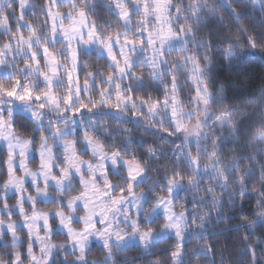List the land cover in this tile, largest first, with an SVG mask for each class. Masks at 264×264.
<instances>
[{
	"label": "snow or ice",
	"instance_id": "6c2138e0",
	"mask_svg": "<svg viewBox=\"0 0 264 264\" xmlns=\"http://www.w3.org/2000/svg\"><path fill=\"white\" fill-rule=\"evenodd\" d=\"M0 37V264H264V86L212 73L264 60V0H0Z\"/></svg>",
	"mask_w": 264,
	"mask_h": 264
},
{
	"label": "trees",
	"instance_id": "16d2710c",
	"mask_svg": "<svg viewBox=\"0 0 264 264\" xmlns=\"http://www.w3.org/2000/svg\"><path fill=\"white\" fill-rule=\"evenodd\" d=\"M39 3V0H37ZM247 23V22H245ZM0 39H6V37H0ZM215 59L212 65V73L216 78L217 87L220 84L225 85V92L228 103H239L242 97L250 96L259 91L261 86H264V60H261L259 56L250 57L245 63H230L226 57L216 52ZM102 63V61H101ZM130 128L136 137V140L143 144L146 148L152 145L154 137L152 130L145 131L143 127L136 128L133 124L124 125ZM0 145V150H2ZM87 158V157H85ZM33 168L35 164H30ZM41 208H45L44 205H40ZM255 207V202H249L243 206V212L241 207L235 209L225 208V215L221 219H213L210 222L209 229L212 234V241L217 246L223 247L225 252V260L231 261L233 259L231 253H233L237 241L234 240L235 233L233 232V225L240 223V215H249ZM213 213V217H215ZM251 218V217H250ZM257 235H262L260 230L257 231ZM59 241L63 240V236L55 237ZM129 257L135 256L137 258V264H145V261L138 252H130L126 254ZM103 252L101 246L97 243L92 245V250L89 253V259L102 258ZM62 259V257H61ZM220 257L217 256V264H219ZM201 264L203 262L201 261Z\"/></svg>",
	"mask_w": 264,
	"mask_h": 264
},
{
	"label": "rangeland",
	"instance_id": "374dc122",
	"mask_svg": "<svg viewBox=\"0 0 264 264\" xmlns=\"http://www.w3.org/2000/svg\"><path fill=\"white\" fill-rule=\"evenodd\" d=\"M1 146H2V145H1ZM2 147H3V146H2ZM30 167H32V166L30 165ZM95 243H97V244H99V245H100V243H99L98 241H95V240H94V241H92V245H93V244H95Z\"/></svg>",
	"mask_w": 264,
	"mask_h": 264
}]
</instances>
